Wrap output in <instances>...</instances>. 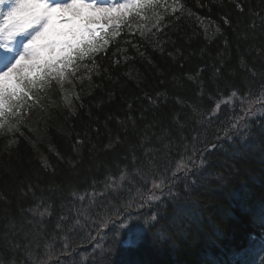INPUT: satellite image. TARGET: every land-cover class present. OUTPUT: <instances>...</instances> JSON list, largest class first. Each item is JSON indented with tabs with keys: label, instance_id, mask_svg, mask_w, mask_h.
Returning a JSON list of instances; mask_svg holds the SVG:
<instances>
[{
	"label": "trees",
	"instance_id": "trees-1",
	"mask_svg": "<svg viewBox=\"0 0 264 264\" xmlns=\"http://www.w3.org/2000/svg\"><path fill=\"white\" fill-rule=\"evenodd\" d=\"M178 2L0 130V264H264V0Z\"/></svg>",
	"mask_w": 264,
	"mask_h": 264
},
{
	"label": "snow or ice",
	"instance_id": "snow-or-ice-1",
	"mask_svg": "<svg viewBox=\"0 0 264 264\" xmlns=\"http://www.w3.org/2000/svg\"><path fill=\"white\" fill-rule=\"evenodd\" d=\"M146 4L151 6V0H114L111 4L97 0H0V130L19 131L20 110L29 100L39 103L33 89H42L52 80L62 85L75 75L79 61L93 56L107 43L102 34L108 21L122 22L126 14L134 10L139 14ZM231 127L238 129L241 125L234 122ZM211 147L214 149L215 145ZM202 166L204 159L194 152L175 163L174 170L166 169L159 178L153 173L152 187L163 189L168 172L176 177ZM216 179L222 177L217 175ZM147 198L159 199L154 191ZM116 216L119 218V213ZM156 220L157 215L153 214L144 223L152 225ZM120 227L126 229L127 220L121 219Z\"/></svg>",
	"mask_w": 264,
	"mask_h": 264
},
{
	"label": "bare ground",
	"instance_id": "bare-ground-1",
	"mask_svg": "<svg viewBox=\"0 0 264 264\" xmlns=\"http://www.w3.org/2000/svg\"><path fill=\"white\" fill-rule=\"evenodd\" d=\"M112 241H113V240H111L110 242H112ZM227 253H228V254H231V250H228Z\"/></svg>",
	"mask_w": 264,
	"mask_h": 264
}]
</instances>
